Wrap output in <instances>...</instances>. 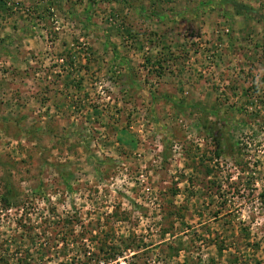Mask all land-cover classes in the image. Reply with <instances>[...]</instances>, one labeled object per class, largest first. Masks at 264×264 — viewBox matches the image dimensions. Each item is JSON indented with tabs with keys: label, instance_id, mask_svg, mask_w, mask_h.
Instances as JSON below:
<instances>
[{
	"label": "rangeland",
	"instance_id": "obj_1",
	"mask_svg": "<svg viewBox=\"0 0 264 264\" xmlns=\"http://www.w3.org/2000/svg\"><path fill=\"white\" fill-rule=\"evenodd\" d=\"M66 215L113 264H264V0H0V264L69 258Z\"/></svg>",
	"mask_w": 264,
	"mask_h": 264
},
{
	"label": "trees",
	"instance_id": "obj_2",
	"mask_svg": "<svg viewBox=\"0 0 264 264\" xmlns=\"http://www.w3.org/2000/svg\"><path fill=\"white\" fill-rule=\"evenodd\" d=\"M60 221L64 223L65 228L63 231L60 230V233L64 238L63 247L72 254L69 256V258L64 259L63 261H58L56 264H113L117 257H122L120 247H116L113 244L107 245L105 243H101V230L99 229V225L94 226L95 228L97 227V229L94 230L95 232L92 235L87 237L92 244L88 251L85 249L88 246L84 243L82 236L85 234L86 224L88 225L90 222L84 224L80 219L76 218L75 215H66L65 217H60V219L57 218V220L54 222L57 225V223ZM76 224L78 229H74V225ZM65 234L70 236V246H68L66 243ZM25 236L26 239L31 243L34 242L33 236L37 237L36 240H39V234L36 232H33L32 234L29 232V234ZM40 242L41 240H39V243ZM101 250L105 252L102 255ZM87 253L92 257V261L88 257V260L90 261L89 263L88 261L86 262L87 259H84L86 256H88L86 255ZM134 255L135 254H132L131 256L133 257ZM1 260V262H4L3 258H1Z\"/></svg>",
	"mask_w": 264,
	"mask_h": 264
}]
</instances>
